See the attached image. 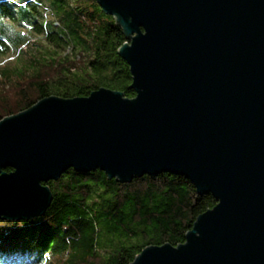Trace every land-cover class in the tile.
<instances>
[{"label":"water","instance_id":"95a60500","mask_svg":"<svg viewBox=\"0 0 264 264\" xmlns=\"http://www.w3.org/2000/svg\"><path fill=\"white\" fill-rule=\"evenodd\" d=\"M130 42L134 98L46 97L0 121V220L29 221L70 168L171 173L217 204L131 264H264V0H97ZM11 168L10 172L6 171Z\"/></svg>","mask_w":264,"mask_h":264},{"label":"trees","instance_id":"16d2710c","mask_svg":"<svg viewBox=\"0 0 264 264\" xmlns=\"http://www.w3.org/2000/svg\"><path fill=\"white\" fill-rule=\"evenodd\" d=\"M128 42L97 0H0V121L54 95L107 88L134 98L119 53ZM10 53L17 60L5 65ZM46 185L53 198L44 215L0 220V264H131L149 246L185 243L197 218L217 204L171 173L123 183L99 169L70 168Z\"/></svg>","mask_w":264,"mask_h":264},{"label":"rangeland","instance_id":"374dc122","mask_svg":"<svg viewBox=\"0 0 264 264\" xmlns=\"http://www.w3.org/2000/svg\"><path fill=\"white\" fill-rule=\"evenodd\" d=\"M8 57H5V58H2V59H4V62H5V65H6V63H9L10 61L12 62V64H14L15 62H16V60H17V54H15V53H10V54H8L7 55ZM1 59V58H0ZM44 264H60L59 263V260L58 259H56V260H54V261H52V260H48L46 263H44Z\"/></svg>","mask_w":264,"mask_h":264}]
</instances>
